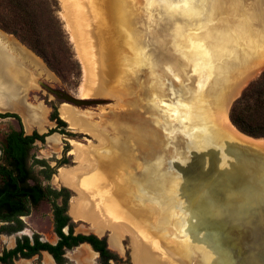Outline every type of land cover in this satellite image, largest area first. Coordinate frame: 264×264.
Returning a JSON list of instances; mask_svg holds the SVG:
<instances>
[{
	"label": "rangeland",
	"instance_id": "374dc122",
	"mask_svg": "<svg viewBox=\"0 0 264 264\" xmlns=\"http://www.w3.org/2000/svg\"><path fill=\"white\" fill-rule=\"evenodd\" d=\"M128 1H130V6L133 9L132 16L120 15L117 17V21L122 25V20L133 19L132 23L126 28L129 41L126 42V46H123L121 37L123 28L110 21L111 11L108 9L109 21L105 27L106 44L108 46L107 64L105 63L101 69L95 90H92L89 93L90 95L81 97V85L85 80L83 64L79 59L77 45L71 37V28L69 29L66 19L68 12H73V15L76 12V15H78L81 10L69 3V5H65L62 0H0V46L3 49L2 52L0 51L1 90L8 91L7 88L13 85L19 87L26 102L33 107L41 108L43 111L42 116L46 120L43 132L37 128H26L20 114H18V119L15 117H0V162L1 143L5 134L11 128L18 129L22 123L25 132L28 134H32L34 130L39 134L42 132L48 133L49 130H52V134H57L59 145H54L48 140L47 136H44L42 140L35 142L30 150L31 158L29 160L35 181H40L43 185H51L56 189L64 187L54 177L56 174L58 175L61 168H75L84 163L73 151L76 146L86 147L98 162L102 161L103 163L111 158L113 152H117L123 146L129 152V164L124 167L119 166L120 170L124 171L123 176H130L131 178L128 181L132 182L135 173L136 176L141 177L148 172L150 166H154V177L158 178V181L168 179L167 192L177 207V212L166 214L162 209V205L159 204V207L156 205L153 210L152 219L148 215L146 216L150 219L148 223L153 227L160 225L159 229L149 232L142 230V233L151 241L152 248L159 249L162 253L161 255L158 254V257L154 255L151 264H195L192 255L186 250V237L177 232V222L182 216L188 217L189 222L194 221L200 234L203 235L207 232L205 229L206 223H209L212 218H217L218 215L200 213L201 206L199 205L203 201L202 198L197 200L198 204H190L192 206H190V210L184 209L187 200L184 191L189 193L201 186L202 179H199L198 171H208V167L213 163L214 165L215 163L220 164L229 159L214 151V148L207 146L204 138L199 139L198 132L194 131L191 136L189 134L185 136L180 133L178 123L172 124L171 122L170 128L166 127L165 116L162 114L161 109L157 104L153 107L149 105L147 101L149 97L146 94V97L142 100L144 125L151 126L156 132H159L162 142L152 151L153 154H147L146 149H143L142 154H139V160L136 161L133 133H125L130 129L133 131L136 112L141 106V101L139 100L138 103L135 100L136 90L140 91L142 81L145 88L148 85L153 86L152 97L154 96L156 99L168 103L175 102L177 99L195 101L197 97L201 99V102L212 104L209 110L210 113H215V97H217L221 85L227 81L232 87H239V94L228 103V119L230 120V111L236 100L247 93V104L250 107L253 108L256 105L262 107L253 116L258 121L264 122V55L254 67H244L226 76H219L214 71L211 76L203 73L199 80L191 71L189 64L173 55L171 50L160 48L156 53V58H158L153 62L154 68L149 72L148 65H140V59L146 55V58H144L145 63L147 64L150 61L149 54L152 51L145 39L153 35L155 22L171 18L169 17L171 15L176 17L184 15L188 17V22L183 23L180 21L179 23L184 24V27L190 31H188L190 35L197 37V39L204 36L210 39L214 38L216 32L222 28L219 23H216L221 13L212 15L210 3L208 4L207 0H194L193 10L188 11L189 7L182 6L179 7L181 11L177 12L173 11L171 6L166 8L164 5H159L160 0H122L121 7H123V10L125 5L127 7ZM241 2V7L233 15L236 25L235 27L232 25L234 30L236 29L234 31L235 37L239 41L225 39L218 44V50L229 56L237 53L239 47L242 46L241 43L250 49L257 50L259 47L264 49V37L255 34L259 32L260 25H264V21L261 20L262 10H264L262 0H241ZM86 6H84L85 9H87ZM76 9L77 11H73ZM68 15L70 16V14ZM203 16L206 18L212 17V21L205 26L204 31L202 30L203 33H199L201 30L194 25L201 24L198 18ZM91 18L93 19V17H90L89 29L94 26V21ZM259 22L260 25H258ZM133 24L137 25V28L139 27L138 32L133 31L135 27ZM245 26L252 29V34L257 36L256 39L249 38L250 35H246L244 32ZM80 28L82 30V41L86 43L88 37L84 33V28L87 27L82 26ZM224 33L227 34L228 32ZM240 36H242V39H240ZM259 38H262L261 43H258L260 42ZM19 49L27 55L26 58L23 56L24 60L18 57L17 52L19 53ZM137 59L139 60L138 64ZM218 60L220 64L226 62L224 58L219 57ZM53 91H59L78 99L81 98L89 101V103L76 105L57 97ZM63 103L73 107L75 114H78V117L85 122V127L88 130H72L68 127V122L59 113V108ZM4 112L0 110V113ZM217 122L220 126V122L216 120L215 128ZM211 124H214V122H211L208 128L214 130ZM165 127L166 130H170L169 134L165 131ZM173 128L177 130L175 133ZM186 128L187 130L190 129L189 126H186ZM94 130L104 132L105 136H108L107 139L100 142ZM248 136L257 139L264 138V136ZM114 158H116L115 161H118L117 156ZM35 159L44 161V163L34 162ZM44 165H48L51 169L52 173L49 179H45L44 174L41 172L42 169L46 168ZM136 165L140 166L137 171L135 170ZM69 191L70 198L67 208L77 195L75 190L69 189ZM154 203L157 204L158 202ZM219 217L224 218L226 215H219ZM20 219L23 223L21 230L10 234L4 231L0 232V253L3 249L13 247L16 239L23 236L22 231L29 238L38 235L50 242L57 240V236L53 231V212L50 201H41L30 210L28 215L21 216ZM70 219L74 233H96L99 236L106 237L109 248L117 255V258L111 259L109 264H133L134 246L130 235L120 236V244L117 248L112 246L109 241L113 233L111 227H103V231L99 232L97 229H99L98 224L100 223L85 219L73 220L72 217ZM2 224L4 223L0 222V226ZM217 228L213 229L216 230ZM224 228L226 229V227ZM64 230L67 231V227ZM140 231L139 233H141ZM217 231L219 232V229ZM230 234L228 233L224 240V243L228 246L232 239H235V234L232 231ZM238 238L239 240L233 247L235 252H237L236 245L241 244L242 241L240 236ZM228 246L223 245V247L216 248L212 246L213 248L210 251H205L203 261L207 264H230L233 255ZM90 248V246L82 244L67 250L65 254L67 260L64 264H101L98 253L96 251L97 254L94 253L93 249ZM245 249L241 250L240 247L238 252L240 257H244L242 253ZM238 263L245 264L242 259H240V262L236 261L235 264ZM0 264L2 263L0 262ZM13 264L56 263L47 253L40 252L30 258L17 259Z\"/></svg>",
	"mask_w": 264,
	"mask_h": 264
},
{
	"label": "bare ground",
	"instance_id": "6f19581e",
	"mask_svg": "<svg viewBox=\"0 0 264 264\" xmlns=\"http://www.w3.org/2000/svg\"><path fill=\"white\" fill-rule=\"evenodd\" d=\"M121 1L62 0L65 5L71 4L81 10L78 15H76V12L75 15L72 14L73 12H68L71 17L66 14L67 24L69 25V29L71 28V37L76 42L79 59H81L83 64L85 80L81 85V97H85L92 90H95V86L100 78L101 69L105 63L107 64L106 54L108 46L106 44L105 27L109 21L108 9L111 11L110 21L118 27L123 28L121 35L123 46H126V42L129 41L126 28L132 23L133 19L122 20L121 25L117 21V17L120 15L131 17L133 9L130 6V1H128L127 7L125 5L123 10ZM160 1L159 5H164L166 8L167 6H171V9L175 12L181 11L179 7L181 8L182 6L189 7L188 11L193 10L194 0ZM220 1L222 0H212L214 4L216 2L214 5L208 0V4L210 3L212 15L221 13L220 17H223L222 13L224 10H221ZM228 3L232 5L231 11L228 10L230 13L229 17L233 20V23H236L233 15L239 10L242 2L241 0H228ZM85 5H87V9H85ZM262 6L264 8V0H262ZM73 11H77V9ZM262 11L261 20L264 21V10ZM90 17H93L91 20L94 21V26L89 29ZM200 23L194 26H198L199 30H201L199 33H202L204 27L202 26V22ZM260 24L259 22L258 25ZM82 26L87 27L84 28V33L88 37L87 42L85 40L86 43L81 38L82 30L80 27ZM134 26L133 31L138 32L139 27L137 28V25ZM154 26L153 35L145 39L151 48L159 46L161 40L160 33L162 29L156 25V22ZM164 32L166 31L164 30ZM172 32L174 31L172 30ZM244 32L246 35H250L249 38L256 39L257 36H254L255 34L264 37V25L261 24L259 32L254 35L249 26H245ZM215 37L223 40L226 35L224 32H221L220 34L216 33ZM240 37L242 39V36ZM196 38L191 35V42ZM261 39L259 38L260 42L258 43L262 42ZM185 41L181 39L178 44L186 46L187 43ZM2 50L0 46V51L2 52ZM17 54L22 60H24L23 56L27 57L21 49H19V53L17 52ZM138 62L139 60L137 59ZM230 63L233 65L232 62ZM14 68L16 69V67ZM224 86L225 83L221 85L214 104L216 105L217 120L220 122V126L218 127L222 132L223 139H227L228 141H220L219 146L213 148L215 149L214 151L221 152L220 154L226 156L229 160L220 164L215 163V165L208 167V171L200 170L198 173L199 179H202L199 189L211 196L208 198L205 196L202 203H200V205L202 204L200 213L218 215V217L216 216L217 218H212L209 223H206L205 229L207 232L201 235L199 228L195 226L196 223L194 221L189 222L188 217L182 216L177 222V232L186 237L185 247L192 255L195 264H207L203 261L204 253L206 250L210 251L213 248L212 246L216 248L225 245L227 247L228 245L224 243V240L228 233L231 235V231L235 234V239H232V242L228 246L233 255V260L230 264H235L236 261L240 262V259L245 264H264V138H252L242 133L231 123L227 117L224 99L220 98V93L225 90ZM7 90H1L0 86V110L18 112L23 117L26 128H37L43 131L46 120L42 116V109L33 107L26 102L24 94L19 87L13 85L8 87ZM238 94L239 87L236 86L230 96L231 100ZM59 113L68 122L70 129L88 130L85 127V122L78 117V114H75L73 107L70 105L66 103L61 104ZM94 133L97 134L100 142L108 137L101 130ZM125 133H133L134 142L135 129L133 128V131L132 129L127 130ZM137 135L142 136V133L138 132ZM154 136L156 135L153 132H149L146 136L144 135V138L149 137L148 140H150L151 138H155ZM141 139L143 144L149 142L147 139ZM48 140L54 145H59L57 134L51 135ZM73 151L76 152L78 158L84 163L75 168H61L58 175H56L57 180L64 186L77 192L76 198L70 202L69 215L73 220L85 219L100 223L98 224L99 229H97L99 232L103 231V227H111L113 233L109 241L112 246L117 248L120 244L119 237L125 234L130 235L134 246V254H132L133 264H151L152 257L158 254L161 255L162 253L159 249L152 248L151 241L142 233V230L149 232L159 229L160 225L153 227L148 223L150 219L146 217L148 215L152 219L153 210L156 208V205L159 207L158 205L161 204L166 214L177 212V207L167 192L169 187L168 179L158 181L153 178L152 175L154 174L155 167L150 166L144 177L140 178L135 173L133 181L129 182L128 180L131 177L127 175L124 177V171L120 170V167L129 164V152L123 146L117 152H113L111 158H108L105 163L102 161L98 162L95 156L93 157L84 146H76ZM116 156L118 157V161H115L116 158L114 157ZM139 167L136 165L135 170L137 171ZM185 197L187 200L184 209H191L192 204L190 205V201L198 204L197 200L199 198L191 200L189 194H186ZM154 202L158 203L155 204ZM219 215H226V217H219ZM137 228L141 230V233H139ZM213 228L219 229V232ZM238 236H240L243 242L241 241V244L236 245L237 252H235V248L233 247L239 240ZM240 247L241 250L246 248L242 253L244 257L238 255ZM249 250H252L251 254H249Z\"/></svg>",
	"mask_w": 264,
	"mask_h": 264
},
{
	"label": "trees",
	"instance_id": "16d2710c",
	"mask_svg": "<svg viewBox=\"0 0 264 264\" xmlns=\"http://www.w3.org/2000/svg\"><path fill=\"white\" fill-rule=\"evenodd\" d=\"M261 108L260 105L250 107L247 104V93H244L232 106L230 120L244 134L264 136V122L253 116ZM0 117L19 118L15 113H0ZM51 132L52 130H49L47 134ZM45 135L36 131L25 134L20 124L18 129L11 128L3 138L0 162V222L4 224L0 226V232L10 234L21 230L23 223L20 217L28 215L41 201L48 200L52 207L54 232L58 236V241L51 244L40 241L38 235H34L32 239L23 235L16 239L12 248L2 250L0 262L13 264L17 259L30 258L41 251H46L57 264H64L67 260L65 257L67 249L87 243L98 253L101 264H109L117 255L108 247L106 237H99L94 233H74L71 216L68 213L69 207L67 208L70 198L68 187L56 189L35 181L33 177L32 165L29 162L30 150L35 142L42 140ZM34 162L44 163L38 159ZM41 172L45 179L51 177L52 172L48 165ZM64 227L68 228L67 232L63 231Z\"/></svg>",
	"mask_w": 264,
	"mask_h": 264
},
{
	"label": "crops",
	"instance_id": "0c3cea01",
	"mask_svg": "<svg viewBox=\"0 0 264 264\" xmlns=\"http://www.w3.org/2000/svg\"><path fill=\"white\" fill-rule=\"evenodd\" d=\"M206 2H208V0ZM210 2L214 4L212 0H210ZM219 5L221 6V10H225V11L223 13V17H219L216 20V23L217 24L219 23L220 26L222 27L216 33L220 34L222 31L228 32L227 34H225L226 35L225 39H229L230 41L234 39L236 42H238L237 38L235 37V32H234L236 31V29L234 30V27H233L235 26L236 23H233L232 22L233 20H231V18L229 17V14H230L229 11H231L230 8L232 7V5L228 3V0L220 1ZM176 15H180V14H176ZM172 16L173 15L169 16L171 18H165L160 21L158 20V24L156 22V25H158L162 29L160 33L161 40H160L159 46H157L156 48L150 47L152 52L149 54V60H150L149 63L146 64L144 61L145 60L144 58H146V55L145 57L142 56L140 59V62H141L140 65L142 64L148 65L147 67L149 68V72L152 71V69L154 68L153 62L155 61V59L158 58V57L156 58V53L158 52V49L160 48L162 50L171 49L173 55L178 56L179 59H182L187 64H189L191 71L194 73L196 77H198L199 80L201 79V75L203 73H207L209 76H211L212 72L214 71L218 73L219 76L221 75L226 76V75H229V73L237 72L244 67L245 68L254 67L257 62L258 63L260 62V60L262 59L264 55V49L262 47L261 48L259 47L257 50H254V49H250L249 47L243 45L241 42L240 43L242 46L239 47V49L237 50V53H235L233 56L226 55L224 52L218 50L219 48L218 44H220L225 39L221 40L218 37L207 39L204 36L198 39L197 38L193 39V42H191V39H190L191 35L188 32L189 30L186 27H184V24L179 23L180 21L183 23L188 22V17L184 15L177 16V17L176 16L172 17ZM198 20L199 22H202V26L205 28V26H207L212 21V17L206 18L203 16L202 18H198ZM164 30L166 32H164ZM172 30L174 32H172ZM168 35H169V38H168ZM181 39L186 40L185 41L187 43L186 46L178 44V42H180ZM173 49H177V50H173ZM174 53H177V54H174ZM219 57L224 58L226 62H224L223 64H220V62L218 61ZM230 62H232L233 65H231ZM224 87H225V90H223L220 93V98L224 99L226 113H227L228 103H230L231 101L230 96L232 95V91L234 90L236 86L232 87L226 81ZM153 91H154V88L152 85H148L147 88H145L142 81H141L140 91L136 90L135 100L138 103H139V100L141 101L140 109L138 108L136 112V122L134 126V129H135L134 150H135L136 161L139 160L140 158L139 154H142L143 149L144 150L146 149L147 154L148 153L153 154L152 151H154V149L158 147L162 142V138H160L161 136H159V132H156L155 129H153V127L151 126L144 125L143 113H142V100L144 97H146V94H147V97H149L147 100L148 104L151 105L152 107L157 104L159 106V109H161L162 114L165 116V123H166L165 126L166 127H169L171 125V122L172 124L178 123V127H180L178 128L180 133H183V135L185 136L186 134H189V136H191V134L194 131H196L199 133L198 135L199 139L201 137L204 138L207 143L206 145L212 148L219 146L220 141L227 140V139H223L222 132L218 127V122L215 128L217 114H216V111L215 113H210L209 107L212 104H210L209 102H205V103L201 102V99L196 97L195 101L193 100L192 101L191 100L181 101L177 99L175 102L168 103L160 99L158 100L154 96L152 97ZM211 122H214V124H211L213 125L214 130H210L208 128L210 127ZM186 126L187 127L189 126L190 129L187 130ZM166 127H165V131L167 132V134H169L170 130H166ZM174 129L176 128H173V132L175 133L177 130H174ZM138 132L142 133V136L140 135L138 136L137 135ZM149 132H153V134L156 135L154 136L155 138H151L150 140H148L149 137L144 138V135L146 136L147 134H149ZM141 138L147 139L149 142H147L146 144L145 143L143 144ZM144 175H146V173L143 174L141 177H144ZM152 177L158 180V178L154 177V174L152 175ZM184 192H185L184 193L185 195L189 194L191 200L195 198L204 199L205 196L207 198L211 197L210 194L206 192L203 193L199 189V187L192 192H189V193L187 191H184ZM190 204H194V203L190 201Z\"/></svg>",
	"mask_w": 264,
	"mask_h": 264
},
{
	"label": "flooded vegetation",
	"instance_id": "af4514ba",
	"mask_svg": "<svg viewBox=\"0 0 264 264\" xmlns=\"http://www.w3.org/2000/svg\"><path fill=\"white\" fill-rule=\"evenodd\" d=\"M4 113H15V114H19L18 112H15V111H5ZM22 127H23V130H24V133L25 134H28L27 132H25V128H24V126H23V123H22ZM35 131V130H34ZM44 132V131H43ZM40 133V134H46L45 136H47V138L49 139V137L51 136V135H53L52 133H50V134H47V133ZM37 133H39V132H37ZM60 168V167H59ZM57 175V174H56ZM56 175L54 176V177H56ZM62 186H64V185H62ZM65 187V186H64ZM67 188V187H66ZM68 214V213H67ZM65 228V227H64ZM64 228H63V231L64 232H67V231H65L64 230ZM68 229V228H67ZM53 231H54V226H53ZM23 233V234H22ZM55 233V232H54ZM21 234L22 235H26L27 236V234L26 233H24L23 231L21 232ZM56 234V233H55ZM84 234V233H83ZM94 234H96V233H94ZM97 235V234H96ZM57 236V235H56ZM99 236V235H98ZM99 237H102V236H99ZM30 239H32V238H30ZM39 240L40 241H42V242H49V243H51V244H55L57 241H58V236H57V240L55 241V242H50V241H48V240H44V239H42L41 237H39ZM107 243H108V241H107ZM82 244H86V245H88V246H90L89 244H87V243H82ZM82 244H80V245H82ZM15 245V244H14ZM79 246V245H78ZM91 247V246H90ZM109 247V246H108ZM12 248V247H11ZM91 250H92V248H90ZM67 250H69V249H67ZM66 250V251H67ZM93 252H95L94 250H92ZM41 252H45L46 253V251H41ZM96 253V252H95ZM47 254L49 255V253L47 252ZM65 254H66V252H65ZM97 254V253H96ZM50 256V255H49ZM51 258H52V256H50ZM65 257H66V255H65ZM53 261H54V259H53ZM55 262V261H54ZM56 263V262H55ZM57 264V263H56Z\"/></svg>",
	"mask_w": 264,
	"mask_h": 264
},
{
	"label": "water",
	"instance_id": "95a60500",
	"mask_svg": "<svg viewBox=\"0 0 264 264\" xmlns=\"http://www.w3.org/2000/svg\"><path fill=\"white\" fill-rule=\"evenodd\" d=\"M53 93L57 96V97H59V98H62V99H64V100H66V101H68V102H70V103H74V104H76V105H80V104H87V103H89V101H86V100H83V99H81V98H77V97H72V96H70V95H67V94H65V93H62V92H59V91H53ZM217 152V151H216ZM218 153V152H217ZM221 153V152H220ZM225 162H228V161H225ZM224 163V162H223ZM212 165H214V163L212 164ZM211 165V166H212ZM198 173H199V171H198ZM23 234V233H22ZM253 248V247H252ZM251 249V248H250ZM253 250V249H252ZM252 250H249L248 252H249V254H251L252 252Z\"/></svg>",
	"mask_w": 264,
	"mask_h": 264
}]
</instances>
